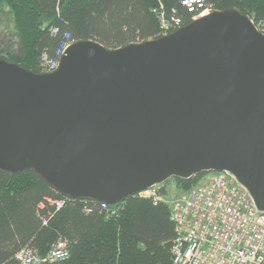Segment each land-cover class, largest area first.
<instances>
[{
  "label": "water",
  "instance_id": "water-1",
  "mask_svg": "<svg viewBox=\"0 0 264 264\" xmlns=\"http://www.w3.org/2000/svg\"><path fill=\"white\" fill-rule=\"evenodd\" d=\"M0 171L110 206L229 172L264 212V34L212 11L141 44L74 43L49 74L0 59Z\"/></svg>",
  "mask_w": 264,
  "mask_h": 264
},
{
  "label": "trees",
  "instance_id": "trees-1",
  "mask_svg": "<svg viewBox=\"0 0 264 264\" xmlns=\"http://www.w3.org/2000/svg\"><path fill=\"white\" fill-rule=\"evenodd\" d=\"M184 1L0 0L1 10L11 12L18 39L17 45L0 41V57L45 74L42 59L54 57L67 36L74 43L94 41L113 50L156 40L163 37L157 13L164 12L170 21L175 16L183 27L192 22ZM205 5L218 12L238 11L258 27L264 24V0H206ZM5 47H17V54L2 55ZM204 174L175 180L186 192ZM49 199L65 200L31 171H0V264H20L17 255L25 249L46 258L59 241L68 245L69 258L42 264H172L175 227L167 204L156 205L137 193L112 206L119 211L111 216L92 207L94 201L67 200L57 210Z\"/></svg>",
  "mask_w": 264,
  "mask_h": 264
},
{
  "label": "built area",
  "instance_id": "built-area-1",
  "mask_svg": "<svg viewBox=\"0 0 264 264\" xmlns=\"http://www.w3.org/2000/svg\"><path fill=\"white\" fill-rule=\"evenodd\" d=\"M205 4L206 0L184 1L194 20L213 11ZM157 14L162 36L183 27V22L175 16L170 21L164 12ZM257 28L264 34V24ZM52 32L57 33V29ZM72 44L74 42L67 36L54 57L45 61L48 67L45 74L58 69ZM207 174L205 182L183 192L171 203L163 199L160 186L140 193V197L152 199L156 205L169 204L170 218L175 227L172 264H264V212L258 209L248 189L235 176L229 172ZM67 200L49 199L47 202L61 210ZM93 204L92 207H99L111 216L119 211L106 203ZM92 211V208L86 209L87 213ZM67 258L68 245L62 241L46 258L31 249L17 255L20 264L55 263Z\"/></svg>",
  "mask_w": 264,
  "mask_h": 264
},
{
  "label": "rangeland",
  "instance_id": "rangeland-1",
  "mask_svg": "<svg viewBox=\"0 0 264 264\" xmlns=\"http://www.w3.org/2000/svg\"><path fill=\"white\" fill-rule=\"evenodd\" d=\"M2 24L5 26H3L2 29H0V41L11 40L12 42H16L15 45H17L18 39H17V36L15 34V31H14L13 17H12L11 12L8 10L7 7L3 8L2 10L0 7V25H2ZM15 49L13 48L12 51H8L7 48L5 47L3 52H2V55L6 54V53L9 54L13 51L16 53L18 51V48L15 47ZM0 59H3V58L0 57ZM207 176H208V174L205 173L202 176V178L200 179L198 184L205 182L207 180ZM160 187H164L163 188L164 191H161V195H162L163 199H165L168 203H171L172 201L177 199L183 192V190L178 185V183L176 182L175 179H170L167 183H165L164 185H161ZM167 205L169 206V204H167Z\"/></svg>",
  "mask_w": 264,
  "mask_h": 264
},
{
  "label": "bare ground",
  "instance_id": "bare-ground-1",
  "mask_svg": "<svg viewBox=\"0 0 264 264\" xmlns=\"http://www.w3.org/2000/svg\"><path fill=\"white\" fill-rule=\"evenodd\" d=\"M211 13V12H210ZM192 21H194V19L192 18ZM183 28V27H182ZM181 29V28H180ZM179 30V29H178ZM48 59H50V58H44V59H42V66H43V72H45L47 69H48V67H47V64L45 63V61L46 60H48ZM40 70H41V68H40ZM140 193L141 192H139V196H140ZM152 200V199H151ZM163 204H166V203H163ZM170 208V207H169ZM57 244H58V242H57ZM57 244L55 245V246H53V248L51 249V251L49 252V254L55 249V247L57 246ZM23 252V251H22ZM48 254V255H49Z\"/></svg>",
  "mask_w": 264,
  "mask_h": 264
}]
</instances>
